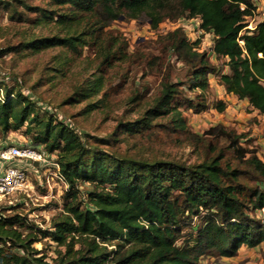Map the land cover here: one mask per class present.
<instances>
[{"label": "trees", "instance_id": "16d2710c", "mask_svg": "<svg viewBox=\"0 0 264 264\" xmlns=\"http://www.w3.org/2000/svg\"><path fill=\"white\" fill-rule=\"evenodd\" d=\"M47 1L49 8L25 4L38 11L36 23L49 31L24 36L21 46L34 54L60 50L53 70L63 74L68 65L63 53L73 59L85 48L93 51L95 72L75 85L65 101L86 103L82 113L108 106L109 69L132 56L124 36L109 28L111 23L121 16L145 15L153 28L166 18H198L200 28L214 37L212 51L228 58L229 72L221 75L226 92L247 99L264 114V20L248 27V18L256 12L251 0ZM2 3L16 13L9 1ZM164 38L185 75L178 81L167 75L151 96L138 91L130 102L142 106L140 117L120 121L112 141H122L119 134L135 136L158 129L180 133L205 147L202 160L194 163L91 145L69 124L40 118L23 90L0 83V132L17 131L26 123L30 131L36 124L38 133L31 144L57 153L68 184L65 208L76 222H57V232L33 231L21 215L0 210V264H200L203 256L232 258L243 246L264 242V159L256 148L243 145L249 141L244 133L224 124L204 135L190 132L181 107L199 112L209 106L210 75L216 67L208 53L199 50L200 41L187 40L182 28ZM186 90L198 93L191 98ZM226 107L224 101L214 102L219 112ZM82 184L90 186L86 197ZM187 227L189 235L184 232ZM38 234L53 237L64 247L52 262L33 247Z\"/></svg>", "mask_w": 264, "mask_h": 264}, {"label": "rangeland", "instance_id": "374dc122", "mask_svg": "<svg viewBox=\"0 0 264 264\" xmlns=\"http://www.w3.org/2000/svg\"><path fill=\"white\" fill-rule=\"evenodd\" d=\"M14 5L16 13H12L11 6L0 4V83L1 87L12 86L19 92L24 91L34 107L38 116L43 119H53L54 122L63 121L81 133L83 139L91 145H98L111 152L139 155L147 158H162L181 160L186 163H194L202 160L205 147L199 148L190 138L180 133L156 130L154 133L137 134L128 136L119 134L120 142L112 141V133L120 121L135 120L140 117L142 106H134L130 100L138 93L145 91L146 96L155 94L160 82L170 75L174 81L183 78L186 70L175 54L168 49L167 33L182 28L187 40L200 41L199 50L208 53L210 61L216 67V72L210 75V90L207 98L209 106L199 112L184 105L181 109L187 119V125L191 133L204 135L211 127L224 124L235 129L238 133H244L246 138L250 130L241 129L243 123L231 113L234 105L241 102L236 96L227 93L221 82V75L229 72L228 58L218 57L212 51L214 37L211 33H205L199 25L198 18L164 19L157 28H153L147 17L143 15L139 19H120L111 23L110 29L121 33L128 42V60L118 62L115 68H110L107 89L108 101L106 107H101L90 113H82L86 103H65L71 95L75 85L82 83L91 73L95 72V62H92L94 53L85 48L80 57H74L63 53L68 65L65 72H55V57L60 50H48L42 53H31L21 46L24 36L42 35L49 29L36 23L39 14L37 10H29L31 7L49 8L47 0H2ZM26 4V5H25ZM248 27L252 29L251 19L248 18ZM14 47V50H8ZM17 47V48H16ZM93 63V66H92ZM147 89V90H146ZM186 90L188 97L194 98L195 94ZM0 96L3 97L0 91ZM215 101H224L227 105L225 111L219 112L214 108ZM246 107H243V109ZM246 112H251L249 108ZM32 130L28 131L29 124H25L17 131L7 134L0 132V151L9 143H32V138L38 133L36 124H31ZM110 139L107 143H99L98 139ZM244 146L256 145L249 139ZM252 147V148H253ZM57 158V153H52ZM13 166L31 169L30 163L25 160H16L10 163ZM6 163L0 159V171L4 170ZM35 172L36 170L33 169ZM43 175H30L28 193L20 192L0 200V210L5 215H21L37 229H48L57 232L56 223H74L72 216L66 211L64 193L68 184H62L54 177L45 181ZM82 196L86 197L85 190L90 189L88 184L81 185ZM17 205V206H16ZM15 207V208H14ZM198 221V220H197ZM196 221V222H197ZM28 225V224H27ZM25 231V228H22ZM29 231V230H28ZM191 229L185 228L189 235ZM27 233V232H25ZM74 235V233L72 234ZM38 241L33 247L47 255V260L57 256V252L64 247L53 237H44L38 234ZM22 252L21 249H17ZM200 264H233L225 257L203 256Z\"/></svg>", "mask_w": 264, "mask_h": 264}, {"label": "built area", "instance_id": "2783aa9c", "mask_svg": "<svg viewBox=\"0 0 264 264\" xmlns=\"http://www.w3.org/2000/svg\"><path fill=\"white\" fill-rule=\"evenodd\" d=\"M0 159L6 163L4 170L0 171V200L20 192L28 193L29 178L33 174L43 175L45 181L55 177L57 181L67 185L56 157L40 146L11 142L0 151ZM16 160L29 162L31 169L10 164ZM35 162H38L37 166L34 165Z\"/></svg>", "mask_w": 264, "mask_h": 264}, {"label": "crops", "instance_id": "0c3cea01", "mask_svg": "<svg viewBox=\"0 0 264 264\" xmlns=\"http://www.w3.org/2000/svg\"><path fill=\"white\" fill-rule=\"evenodd\" d=\"M256 6L255 15L250 18L252 25L255 26L264 20V0H251ZM254 28V27H253ZM224 90L225 87L223 86ZM226 91V90H225ZM232 95V99L235 95ZM241 103L234 105L231 113L234 115L232 118L240 120L241 129L250 130L248 136L252 140V143L256 145L258 155L264 159V114L253 108L247 99H238ZM249 108L251 112H246V108ZM253 147V146H251ZM233 264H264V242L256 247L250 248L243 246L239 254L235 257L228 258Z\"/></svg>", "mask_w": 264, "mask_h": 264}, {"label": "water", "instance_id": "95a60500", "mask_svg": "<svg viewBox=\"0 0 264 264\" xmlns=\"http://www.w3.org/2000/svg\"><path fill=\"white\" fill-rule=\"evenodd\" d=\"M34 165H36V166H37V165H38V162H35V163H34Z\"/></svg>", "mask_w": 264, "mask_h": 264}]
</instances>
